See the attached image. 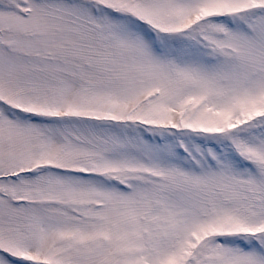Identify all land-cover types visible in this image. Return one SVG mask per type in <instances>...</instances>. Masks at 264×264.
Returning a JSON list of instances; mask_svg holds the SVG:
<instances>
[{
    "label": "rangeland",
    "instance_id": "obj_1",
    "mask_svg": "<svg viewBox=\"0 0 264 264\" xmlns=\"http://www.w3.org/2000/svg\"><path fill=\"white\" fill-rule=\"evenodd\" d=\"M96 1L0 0V264H264V0Z\"/></svg>",
    "mask_w": 264,
    "mask_h": 264
}]
</instances>
